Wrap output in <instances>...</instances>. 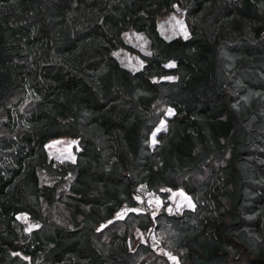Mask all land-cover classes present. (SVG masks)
<instances>
[{
	"label": "trees",
	"instance_id": "16d2710c",
	"mask_svg": "<svg viewBox=\"0 0 264 264\" xmlns=\"http://www.w3.org/2000/svg\"><path fill=\"white\" fill-rule=\"evenodd\" d=\"M174 7L187 38L161 34ZM128 30L146 53L125 43ZM121 47L139 54L137 70L114 55ZM27 93L28 110L6 106ZM61 136L79 143L58 197L64 223L43 205L61 183L46 195L40 180L64 179L46 169V144ZM138 185L162 200L153 218L134 208ZM177 188L193 207L169 213ZM123 206L124 230L99 238ZM150 226L186 264H224L234 245L264 264V0H0V264H134L131 228Z\"/></svg>",
	"mask_w": 264,
	"mask_h": 264
},
{
	"label": "rangeland",
	"instance_id": "374dc122",
	"mask_svg": "<svg viewBox=\"0 0 264 264\" xmlns=\"http://www.w3.org/2000/svg\"><path fill=\"white\" fill-rule=\"evenodd\" d=\"M159 27L161 34L166 38L172 36L185 37V35L188 36L189 33L188 20L184 15V11L179 7H174L170 13L161 16L159 18ZM123 38L127 45H130L138 52H147L148 41L141 33L128 30L123 34ZM135 50L121 47L114 51V55L120 63L128 69L137 70L142 65L143 61ZM33 105L34 101L30 93L13 95L6 103L8 108H16L21 112L28 110ZM157 108L164 110L166 113H170V109L161 104H158ZM165 123V119L160 121V125H164ZM152 141H154L153 138ZM78 148V141L68 136L54 138L46 144L49 157L46 169L60 175V177H64V179L62 182L54 175L40 172L41 183L48 187L45 190L46 195L50 193L51 186L53 187L57 185V183H61L58 185L52 203L49 205L45 202L43 203L44 212L51 219L59 223L65 222L66 212L62 204L58 201V197L64 196L67 192V185L71 180V173L66 176L67 172L79 163L76 156ZM223 163L224 158L211 162L214 167H218ZM207 172H209L208 168L206 169V173ZM191 176L195 179L201 178L198 175ZM167 199L169 205L166 207V211L169 213H179L184 208L193 207L191 197L182 188L169 190ZM161 204L162 200L160 198L158 202L150 205V207L145 210V213L150 218H153L154 215L161 210ZM127 211V207L123 206L115 213L111 221L100 226V230L104 228L122 232L124 230L123 218ZM17 219L21 221L24 228L27 230L37 226V222L26 214H18ZM104 229L99 232L98 236L102 240H107ZM128 241L130 249L134 251V264H186L181 258L182 251L171 247L163 232L154 229L153 226H150L147 230L132 227ZM139 244H143L147 247L148 251L143 252L137 249ZM231 249H233V252H231L230 258L224 264H258L250 259V255L243 248L234 245V247L231 246Z\"/></svg>",
	"mask_w": 264,
	"mask_h": 264
},
{
	"label": "built area",
	"instance_id": "2783aa9c",
	"mask_svg": "<svg viewBox=\"0 0 264 264\" xmlns=\"http://www.w3.org/2000/svg\"><path fill=\"white\" fill-rule=\"evenodd\" d=\"M132 192L135 199L137 200L134 208L143 212H145V210L148 209L150 205L160 200L159 194L149 190L145 185L132 187Z\"/></svg>",
	"mask_w": 264,
	"mask_h": 264
},
{
	"label": "snow or ice",
	"instance_id": "6c2138e0",
	"mask_svg": "<svg viewBox=\"0 0 264 264\" xmlns=\"http://www.w3.org/2000/svg\"><path fill=\"white\" fill-rule=\"evenodd\" d=\"M185 38H187V35H185ZM166 67H174V65L173 64H170V65H167ZM168 79H173V78L172 77H169Z\"/></svg>",
	"mask_w": 264,
	"mask_h": 264
}]
</instances>
